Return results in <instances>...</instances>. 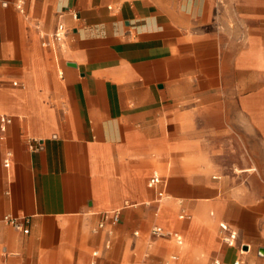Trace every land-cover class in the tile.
<instances>
[{
	"label": "crops",
	"instance_id": "obj_1",
	"mask_svg": "<svg viewBox=\"0 0 264 264\" xmlns=\"http://www.w3.org/2000/svg\"><path fill=\"white\" fill-rule=\"evenodd\" d=\"M17 1L0 0V264H264V0Z\"/></svg>",
	"mask_w": 264,
	"mask_h": 264
},
{
	"label": "built area",
	"instance_id": "obj_2",
	"mask_svg": "<svg viewBox=\"0 0 264 264\" xmlns=\"http://www.w3.org/2000/svg\"><path fill=\"white\" fill-rule=\"evenodd\" d=\"M16 7L18 10L26 15V8H25V0H18ZM71 17L73 18L74 21L79 22L81 20L79 14L77 11H72L71 12ZM70 32L69 27L64 23L61 22L58 24L54 34L52 35L54 41L57 44H64L67 40L68 34ZM3 122L5 123H10V120L8 119H3ZM34 150H40L42 148V145L39 143L37 144H32L31 145ZM8 157L5 159L4 165L6 167H9L10 161H11V156L12 154L9 152ZM161 182V177L158 174V172H155L153 176L149 179L148 186L150 188H154ZM4 220L11 224L13 227H15L18 230L23 231L24 233H28L29 229L27 228L28 225V220L26 218L24 219H19L17 217L13 216H6ZM121 217H120V212L119 211H114V212H109L105 213L102 217L101 222L99 223L98 227L96 228L95 231L104 229L108 224L111 225H117L120 223ZM222 230L228 231V226L222 224ZM151 238L153 239H170L173 238L175 239L179 244L183 243V237L178 234L177 232L166 230L160 226H154L151 230ZM224 241L227 243H230L232 241V238L230 236H225ZM245 246H241V253H245L246 249L244 248ZM236 264H241V262L237 261Z\"/></svg>",
	"mask_w": 264,
	"mask_h": 264
},
{
	"label": "rangeland",
	"instance_id": "obj_3",
	"mask_svg": "<svg viewBox=\"0 0 264 264\" xmlns=\"http://www.w3.org/2000/svg\"><path fill=\"white\" fill-rule=\"evenodd\" d=\"M160 173H161L162 175H164L162 171H160Z\"/></svg>",
	"mask_w": 264,
	"mask_h": 264
}]
</instances>
